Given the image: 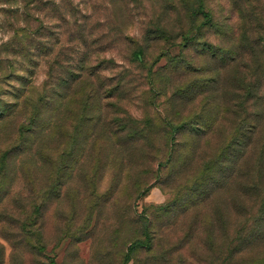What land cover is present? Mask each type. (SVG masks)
I'll list each match as a JSON object with an SVG mask.
<instances>
[{
	"label": "rangeland",
	"instance_id": "1",
	"mask_svg": "<svg viewBox=\"0 0 264 264\" xmlns=\"http://www.w3.org/2000/svg\"><path fill=\"white\" fill-rule=\"evenodd\" d=\"M53 260L264 264V0H0V264Z\"/></svg>",
	"mask_w": 264,
	"mask_h": 264
},
{
	"label": "trees",
	"instance_id": "2",
	"mask_svg": "<svg viewBox=\"0 0 264 264\" xmlns=\"http://www.w3.org/2000/svg\"><path fill=\"white\" fill-rule=\"evenodd\" d=\"M134 249V248H133ZM53 264H56V262L53 260Z\"/></svg>",
	"mask_w": 264,
	"mask_h": 264
}]
</instances>
